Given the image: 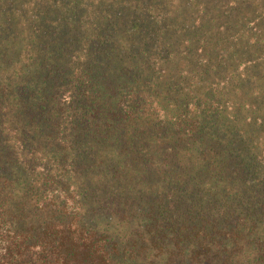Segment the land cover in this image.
<instances>
[{
  "label": "trees",
  "instance_id": "16d2710c",
  "mask_svg": "<svg viewBox=\"0 0 264 264\" xmlns=\"http://www.w3.org/2000/svg\"><path fill=\"white\" fill-rule=\"evenodd\" d=\"M0 264H264V0H0Z\"/></svg>",
  "mask_w": 264,
  "mask_h": 264
}]
</instances>
